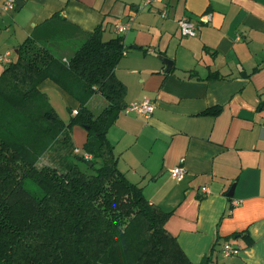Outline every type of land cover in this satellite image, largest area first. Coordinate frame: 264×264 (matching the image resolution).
Listing matches in <instances>:
<instances>
[{
    "label": "crops",
    "instance_id": "0c3cea01",
    "mask_svg": "<svg viewBox=\"0 0 264 264\" xmlns=\"http://www.w3.org/2000/svg\"><path fill=\"white\" fill-rule=\"evenodd\" d=\"M7 1L0 0V78L44 23L71 25L49 44L63 60L98 27L104 41L122 37L127 52L116 76L125 104L148 97L154 112L125 109L109 129L119 169L171 212L166 227L193 264H264V0H151L142 11V0H15L19 9L6 11ZM183 17L198 24L196 36L182 35ZM128 21L131 30L119 35L116 24ZM163 58L173 62L169 73ZM39 88L62 119L78 110L54 81ZM106 106L99 94L88 102L94 113ZM71 141L83 150L87 131L74 126ZM50 153L39 165L54 163ZM182 162L178 180L173 170ZM226 245L239 253L225 257Z\"/></svg>",
    "mask_w": 264,
    "mask_h": 264
},
{
    "label": "trees",
    "instance_id": "16d2710c",
    "mask_svg": "<svg viewBox=\"0 0 264 264\" xmlns=\"http://www.w3.org/2000/svg\"><path fill=\"white\" fill-rule=\"evenodd\" d=\"M70 26H39L0 78V264H193L166 227L171 212L119 169L108 139L127 108L116 76L127 52L123 38L104 41L98 27L63 60L49 44ZM48 79L79 103L68 123L39 88ZM97 94L107 106L94 113L88 102ZM75 125L88 127L83 151L92 160L75 153ZM58 149L52 165H39ZM27 180L43 195L28 191Z\"/></svg>",
    "mask_w": 264,
    "mask_h": 264
},
{
    "label": "built area",
    "instance_id": "2783aa9c",
    "mask_svg": "<svg viewBox=\"0 0 264 264\" xmlns=\"http://www.w3.org/2000/svg\"><path fill=\"white\" fill-rule=\"evenodd\" d=\"M150 4H151V0H142L140 5L138 6L139 7L138 10L139 11L145 10V8L150 6ZM16 5H17V3L15 0H9L4 4L3 9L6 11L13 10V9H15ZM162 16L166 17L167 12L164 11ZM211 19H212V16L210 14H207V15H204L201 17V20L204 22H207V23L209 21H211ZM178 25H179V29H180V31L184 37L196 36L198 24L196 22H194L193 20H191L187 17H183L182 19L179 20ZM131 28H132V26H131L130 21L118 22L115 26V30L119 35L126 34L127 32H129L131 30ZM126 112L127 113H136V114L141 115L145 118H149L154 112V104L151 102V100L148 97H144L141 101L134 102V103L130 104L126 108ZM75 113H77V111ZM75 153L81 155L86 161L92 160V155H90L89 153H85L80 148H76ZM185 174H186V169L183 166V162H182V164H180L179 166H177L173 170V175L178 180H181ZM203 191L208 192V190L205 188L203 189ZM240 204H241V201H234L233 202L234 206H239ZM222 252H223L225 257H229V256H234V255L238 254L239 249L233 247L232 245H226Z\"/></svg>",
    "mask_w": 264,
    "mask_h": 264
},
{
    "label": "rangeland",
    "instance_id": "374dc122",
    "mask_svg": "<svg viewBox=\"0 0 264 264\" xmlns=\"http://www.w3.org/2000/svg\"><path fill=\"white\" fill-rule=\"evenodd\" d=\"M98 111H101V110H98ZM63 119L66 121V123H68L70 120H71V113L70 111L68 110L66 112L65 115H62ZM75 126H78V127H81V128H84L82 126H79V125H75ZM84 130H86L84 128ZM87 131V130H86ZM61 152V149H58L56 150L54 153H53V156L54 157H57L58 154H60ZM65 152H63L64 154ZM42 163V162H41ZM78 163V166L83 170V171H86V172H91V173H94V171L89 168V166L85 163V162H80V161H77ZM43 165H40V166H44V165H52L53 163H51L49 160L48 162L45 164V163H42ZM25 187L28 191H30L31 193H40L39 195H43V192L41 191V189L31 180H27L25 182Z\"/></svg>",
    "mask_w": 264,
    "mask_h": 264
},
{
    "label": "water",
    "instance_id": "95a60500",
    "mask_svg": "<svg viewBox=\"0 0 264 264\" xmlns=\"http://www.w3.org/2000/svg\"><path fill=\"white\" fill-rule=\"evenodd\" d=\"M19 7H20V1H17V7H16V9H19ZM163 61H164V62L166 63V65H167V70H166V72L169 73V72L171 71V69H172L173 62H172L170 59H168V58H163ZM85 129L88 130V127L85 128ZM233 191H234V188H232V190H231L229 196H232V195H233Z\"/></svg>",
    "mask_w": 264,
    "mask_h": 264
}]
</instances>
